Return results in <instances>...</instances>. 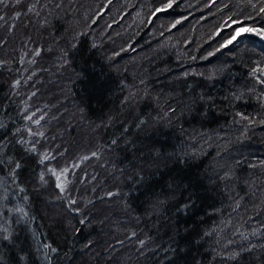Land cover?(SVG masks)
<instances>
[{
  "label": "trees",
  "instance_id": "obj_1",
  "mask_svg": "<svg viewBox=\"0 0 264 264\" xmlns=\"http://www.w3.org/2000/svg\"><path fill=\"white\" fill-rule=\"evenodd\" d=\"M50 1L5 0L0 10H9L6 15L11 16L21 13L29 23L26 29L36 35L34 25L41 21L47 36L66 37L60 55L54 52L57 49L45 51L50 40L37 36L41 43L39 68L44 69L40 76L55 73L54 64L59 63L55 59L60 58L58 67L68 76L66 94L84 109L85 119L93 124L97 120L114 123L119 115L122 125L117 124L114 133L106 128L98 140L100 153L94 151L93 162L103 154L107 163L92 170L76 167L88 178L95 172L93 184L86 187L94 198L78 210V206H70L56 182L39 177L42 165H57L62 158L68 162L71 157L63 142L49 138L52 128L41 127L42 120L35 131L40 129L43 135L28 134L32 122L25 116L31 108L22 107L28 101L22 96L27 88L33 87L35 93L34 84L24 87L21 83L22 93L14 95L15 100L8 87L21 73L18 61L9 58L11 70L8 64H0V124L4 125L0 127V159L4 161L0 164V229H6L0 231V264H90L85 257L87 249L97 243V255L116 250L103 262L94 260L93 264H117L131 248L138 249L131 253L137 264H264V135L258 137L264 133V84L251 75L253 68L264 67V39L248 31L264 29V13L259 11L264 0H62V5ZM241 27L245 29L239 31ZM150 48L162 50L141 75L126 74L116 65ZM102 51L107 58L100 55ZM8 61L0 55V63ZM214 63L221 64V71L209 74ZM138 81L142 83L138 85ZM139 87L146 93L134 92L137 101L127 104L130 108L120 115L126 93ZM172 94L177 98L170 97ZM200 94L203 101H199ZM38 109L33 120L42 117ZM180 112L178 121L173 114ZM149 120L158 123L141 133ZM42 128L47 131L41 132ZM221 133L232 165L227 174L246 181L245 186H237L243 205L238 200L231 206L226 195L215 190L223 181H217L216 188L208 186L214 171L211 165L218 161L214 145L203 153L201 147L193 146L204 145L206 139L211 143L212 137ZM33 141L35 151H28ZM187 146L194 147V155L177 156ZM42 149L53 156L43 164ZM59 152L61 156H54ZM84 160L87 156L81 163ZM15 162L21 167L13 178L9 173ZM111 162L119 174L108 168ZM105 176L113 181H101ZM119 176L129 178H121L118 184ZM71 177H76L74 171ZM76 182L87 184V178ZM120 199L127 202L128 214H118ZM251 204L254 209H240ZM17 208L23 212L15 211ZM154 209L160 215L156 220L151 215L150 223L144 216ZM106 211L109 218L101 226L108 235L102 231L100 236L98 223ZM54 215L59 219L49 218ZM130 215L141 220L135 222ZM91 217L100 218L99 222L87 228ZM116 217H123L122 223L112 224ZM212 228L209 235L202 236ZM4 235L9 239L4 240ZM221 239L228 244L220 243ZM149 243H158V247L149 250ZM249 248L251 251L245 250ZM233 253L240 255L233 259Z\"/></svg>",
  "mask_w": 264,
  "mask_h": 264
},
{
  "label": "rangeland",
  "instance_id": "obj_2",
  "mask_svg": "<svg viewBox=\"0 0 264 264\" xmlns=\"http://www.w3.org/2000/svg\"><path fill=\"white\" fill-rule=\"evenodd\" d=\"M47 1H48L47 4L51 2L50 0H47ZM56 1H57L56 5H59V3L61 5L63 4L62 0H56ZM57 7H59V6H57ZM29 9H30V7L27 9L28 12H30ZM8 11L9 10H5L3 8H1V10H0V17H2V19H0V42L2 44L1 47H3V52L0 50V52H1L0 55L2 57V60H4V61L9 60V61H8V63H6V62L2 63L1 62L0 64H2V65L8 64L7 65L9 67L8 70H11L12 69V62L10 61L9 58H11V56H14L16 58V61H18L17 64H19V67L21 69V71H20L21 73H19L17 75V77H13L14 78L13 79L14 81L12 80L13 83H10L11 85L9 84L8 92L11 93L12 96H14V95L18 94L19 92L22 93L21 92V83L24 87H29L30 82H32L34 84V87L36 90L35 93L33 90H31V89H33V87L31 89L27 88L25 91H23L22 97L28 101H27V103H25V105L22 104V107H24V108L27 107L28 109L31 108L30 109V112H31L30 115L32 113L36 112L39 107L43 108L41 110L38 109L39 113L42 116V117L38 116V118H37L38 120H42V124L40 126L52 128V130H51L52 132H50L49 138L52 140L56 139L60 142H63L64 147L66 148L65 150L67 151L66 155L71 157L70 161H68V162H64L63 161L64 159L62 158V160H60L59 164H57V165L52 164V163H50V164L46 163V165H42L41 166V172L43 173L44 177H46L47 179L48 178L51 179L54 183L56 182V184H57V182H59L63 186L62 192L67 197L70 206H74V207L78 206V210H79L81 205H82V207H86L88 205V203H90V201L94 198L91 191H88V189H86V187H89L91 184H93L92 182L95 179L94 178L95 172H92L88 178V176H86V175L83 176L84 174L77 172L76 167L83 168V169L91 168V170H92V169H95V167L97 168L98 166H100V168H101L103 164L107 163V160L103 161V159L105 158V156L103 154H100L99 156H97L98 157L97 161L93 162V154H94V151L96 152L97 155L100 153L96 147L99 148L101 145V142L98 140H99L100 136H102V138H103L104 133H102V132H104L107 128L108 130L111 129V131L114 133V130H115V132L117 131V128H115V127H117V124H120V126L122 125L119 121L120 116L116 115V119H115L114 123L112 121H110V122L104 123V124H102L99 120H97L98 121L97 123L93 124L90 121H88L87 119H85L84 109L82 110L81 107L79 106V104H77L76 101H74L72 95L66 94L68 91L67 87H66V81L68 80V76H66V73H65L66 70L63 69V71H64L63 72L61 70V68L58 67V65L60 66V63H61L60 60L61 59L60 58L55 59V60L59 61V63L57 61H55V62H57L56 64H54L55 67L57 66L55 73H51V72L47 73L45 75L46 78L43 76H40V73H39V72L44 71V69L42 67L39 68L40 54L38 52L41 50V48H40L41 43L38 42L40 38L37 36L39 35L40 37H42L41 40H44V39L50 40V43L48 44L49 47L46 46V48L44 49L45 51H52L53 49H57L54 52H57L60 55L62 54V48L61 47L68 42V39L66 37H63V36H56V37L51 36L48 33V31H47V33H48V36H47L45 34V32H43L45 28H44V23H42L41 21H40V23H37L34 25V28L36 27L35 30L38 31V35H36L30 29H26L27 28L26 26H29V23L26 22L25 18L22 19L21 13L11 16L10 14L6 15V13H8ZM33 13L35 14L34 11H33ZM244 29H245L244 27H241L239 29V31H243ZM63 38L65 40L66 39L67 40L64 42V41H62ZM33 39L36 40L37 42H33L32 41ZM47 43H48V41H47ZM159 50H162V49L150 48L147 51H145L144 54L137 55L135 58L130 59V61H128V62L117 61L116 65L120 68V70H123L126 74H131V75L133 74L134 75V73H138L137 76H139V74L142 70L147 69V66L149 65V63H151L150 60L154 59V56L156 57ZM99 53L102 56H105V57L107 56V54L103 51L99 52ZM220 66H221V64L218 65L216 63L210 65V68L208 71L209 74H211L212 71H214L216 74L220 73V71H221V68H219ZM10 72H12V71H10ZM117 72H118V70H117ZM12 73L10 74L11 76H12ZM38 77H41V78H38ZM168 81H170V79ZM37 83L40 84L42 92H40L41 90L36 87ZM137 83H139L138 85H140L142 82L138 81ZM40 86H38V87H40ZM54 86L57 87V90H55V88L53 89ZM22 89H23V87H22ZM132 89H134V90H132ZM134 92H136V94H142V96H143V94L146 93L145 89H140V87L139 88H131L130 92L128 91L126 93L125 104L122 105L121 107H119L118 113H120V115L125 114L126 110L128 108H130V106L127 104H130V103L132 104L133 102L137 101V99H134V97H133ZM16 96H14L15 100H17ZM170 97L177 98V96L173 95V94L170 95ZM11 100H12V98H11ZM168 101H170V100L168 99ZM177 101H179V100H177ZM199 101H203L201 94L199 97ZM17 103H18V101H17ZM18 106H21V104H19ZM186 107H187V105H186ZM43 112L45 113L44 115H43ZM177 113H175L173 115H174V118L178 119V117L181 115L182 112H180L179 114H177ZM163 115H164V113H163ZM179 119H178V121H179ZM168 122H170V120L166 121V124H169ZM157 123H158L157 121H155L154 123L153 122L151 123V120H149L144 125V128L142 130H140V129H138V130L142 131L141 133L147 132V131H149V129L151 127L154 126V124H157ZM31 124H32L31 126H32L33 132L39 133L40 129L35 131V129L37 127H39V125L34 124V123H31ZM102 128H104V130ZM46 131H47V128L46 129L42 128L41 132H46ZM263 135H264V133H259L258 137L263 136ZM220 137L225 139V134L224 133H221L220 135L215 134L214 137H212L211 143H207V139H206L203 142L204 145L201 144L202 146H199V144H194L193 146H195L196 148L201 147L202 148L201 153H203L205 150H207V148L214 145V147L218 150V151H216L217 153L215 156L216 158H218V161L215 163H212V165H211V166H213L214 171L211 172V179H210V183L208 186H211L212 188H216L215 187L216 184H218L219 181H221V182L223 181L222 186L221 187H220V185L217 186V188L215 190L217 192L219 190H221L223 192V194H225L226 197L229 199V200H227V203L230 204L231 206H232V203L234 204V202L236 204L238 202V200H240L239 204L243 205V203L241 202V197L239 195L237 186H241V185L245 186L246 181L243 179H237L236 176H234L232 174H230V175L227 174V172H229V171L232 172V170H231L232 165L230 166L231 159L228 157V155H230V154H227V151L225 152V149H223L226 147V144H225L224 140L221 139ZM101 148L110 153L109 148H106L104 146H101ZM65 150H63V151H65ZM82 150H84V151L91 150V151L88 154L81 156V154H79V153ZM194 153H195L194 147L189 146L185 150V152L180 150V152L177 153L178 155L177 154L176 155L177 156H183V158H184L187 155H190V156L194 155ZM44 155H47L49 157L48 160H50V161H51V159H53L51 151L47 152L45 149H42L41 150V159H42V156H44ZM61 155H62V152H59L58 154H55L54 156L58 157ZM146 155H148V154H146ZM85 156H87V160H84V163H81L83 157H85ZM102 161H103V163H101ZM108 168H110V170L113 171L114 174L120 173V172L118 173V170L116 168H114L112 162H111V165H108ZM48 169L55 170L57 175H59V181H57L56 176H54L51 172H49ZM73 171L76 175L75 178L71 177V175L73 174ZM41 172L39 173L40 174L39 177L41 176ZM135 172L136 171H133V173H135ZM86 178H87V184H83V183L79 184L78 182H76V181L82 182ZM121 178L128 179L129 177L127 178L125 176H122V177L119 176V178L116 179V182L118 184H119V181ZM97 179H99L98 176H97ZM51 180H49V181H51ZM101 181H105V182L110 183L113 180H112V178L105 176L104 178H102ZM101 187L105 188L104 185L103 186L101 185ZM208 191H210V189H208ZM60 192H61V190H60ZM209 193H212V192L210 191ZM171 200H174V199L172 198ZM72 201H75V203H72ZM255 204L256 205L259 204V199H257V201H255ZM118 205L121 209V212L124 211V213H121V212L118 213L119 215L128 214L127 202H126V204H124L122 199H120ZM247 208H248V210H250L252 208L254 209V207H252V204L249 206L244 205L240 209L244 212V211H247ZM75 210H77V209L75 208ZM80 210H82V208ZM108 214L109 213L106 211L104 213L103 218L100 220V222L98 221L100 218L97 219V218L91 217L90 220L88 219L87 228H89L92 224L96 225L95 223H97V221H98L99 222L98 224L100 226L99 229L101 230L100 236H103L104 233H102V231H106V230H104L102 228L103 226H101V225H102L103 221L106 220V218H109ZM151 215L154 216L155 217L154 220H156V218L160 215V213H158V211L156 209H154L153 213H147L144 216L146 218H144V217L143 218L147 219L151 223L152 219H149L150 217H152ZM130 217L135 222L141 220L138 218H134L131 215H130ZM49 218L51 220L59 219V217L56 215L49 217ZM123 219H124L123 217H119V218L116 217L115 222H112V224L116 223V222L122 223ZM82 220H83V217H82ZM155 226H157V224L153 225V227H155ZM113 227L115 229H117L118 224L117 225L114 224ZM215 228L204 231L202 236L204 237V236L209 235L211 233V231H213ZM105 234H106V236L108 235L107 231ZM147 241H148V239H147ZM124 242H126V239H124ZM222 242H224V245H225L226 242L223 239H221L220 243H222ZM158 243H160V242H158ZM158 243H149L148 249L149 250L156 249V247H158L157 246ZM220 243H218V245ZM114 244H117V243L114 242ZM226 244H228V243H226ZM97 246H98V243L96 246L93 245L91 247H88V249H87L88 252H87L85 257H86V259H88V258L90 259V261H91L90 264H93L94 260H96V263L100 262V261L103 262L104 259L108 258V256L110 255L111 252H114L113 250H116V249L110 248L108 251L104 250V252L102 254L97 255ZM137 250L138 249H136V251ZM128 251L127 252L125 251L126 253L124 254L125 255L124 258L119 259L117 264H137L138 261H134L135 259L131 256L132 252H136L134 250V248H131ZM180 251L183 252V249H181ZM209 251H211V248ZM92 256H93V258H92ZM210 256H211V260L213 261L214 256L212 254H210ZM131 262H133V263H131ZM160 263H162V261H160L158 264H160ZM239 263H241V261H239Z\"/></svg>",
  "mask_w": 264,
  "mask_h": 264
},
{
  "label": "snow or ice",
  "instance_id": "obj_3",
  "mask_svg": "<svg viewBox=\"0 0 264 264\" xmlns=\"http://www.w3.org/2000/svg\"><path fill=\"white\" fill-rule=\"evenodd\" d=\"M16 2L19 3L20 0H16ZM4 3H5V0H0V4H4ZM167 7H171V5L169 4V5H167ZM252 7H256V4L253 3L252 4ZM29 11H32V9L30 8ZM259 11L261 13H264V7H260ZM0 19H2V17H0ZM248 31L253 32L256 35L260 36L262 39H264V29H255V28H252V29H249ZM256 73H259L260 76L257 77L256 76ZM251 75H253L256 78L257 83L264 84V79H261V77H264V67H256V68H253L252 71H251ZM237 99H239V97H237ZM34 115H35V113H33L32 115H29V116H25V119L28 120V121H31L34 124H39L40 123V120H38V119L37 120H33V116ZM237 115H240V114L237 113ZM262 123H264V121H262ZM0 127H4V125L3 124H0ZM19 131L20 130L17 129V132H19ZM28 134L29 135H39V136H42L43 135V133H35V132H33V130L31 128L28 129ZM17 142L18 143H21V144L29 143L28 141H25V140H19ZM35 143H36L35 141L32 142V147L29 148L28 151H33V152L35 151ZM113 143H115V141H113ZM0 144H2V141H0ZM93 155H95V153ZM48 159H49V157L47 155H44V156H42V159L40 160V163L43 164ZM3 162H4L3 159H0V164H3ZM9 163H12L11 158H9ZM20 167H21V164L19 162H15V167L10 169V173L9 174L12 175L13 178H14L15 177L16 170L19 169ZM48 171L51 172L54 176H56L57 181H59V175H57V173L55 172V170L48 169ZM40 179L42 181L44 180L43 173L41 174ZM2 183H3V177L0 176V185H2ZM56 187L57 188H60L61 191H63V186L59 182H57ZM20 191L23 192L24 189L21 188ZM109 195H111V193ZM25 199H27V197H25ZM72 203H75V201H72ZM15 211L23 212V210L22 209H19V208L15 209ZM25 215H26V213H25ZM81 223H83V221H81ZM0 231H6V229H0ZM3 239L4 240H8L9 239V236L8 235H4L3 236ZM245 239H247V237H245ZM141 243H143V241ZM44 247L45 248H48L50 246L49 245H44ZM253 247H255V246H253ZM261 247H264V245H261ZM245 250L246 251H251V248L245 249ZM51 251L52 252H56L57 249L56 248H51ZM239 255H240V253H233L231 258L235 259ZM21 259H23V257H21Z\"/></svg>",
  "mask_w": 264,
  "mask_h": 264
}]
</instances>
